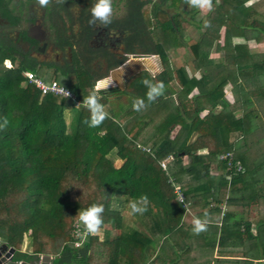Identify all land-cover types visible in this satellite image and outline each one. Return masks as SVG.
<instances>
[{"label": "trees", "instance_id": "1", "mask_svg": "<svg viewBox=\"0 0 264 264\" xmlns=\"http://www.w3.org/2000/svg\"><path fill=\"white\" fill-rule=\"evenodd\" d=\"M260 1L212 0L203 13L186 0H112L124 11L102 25L89 23L97 0H0L1 15L14 26L28 20L30 5L40 4L49 43L63 59L39 61L0 39V125L8 122L0 127V240L16 248V259L48 254L51 264H150L146 247L154 234L188 232L172 176L190 206L198 196L220 214L225 197L242 205L258 200L256 232L226 212L212 246L217 239L221 248L242 247L247 259L231 262L264 264V49L251 50L264 44ZM191 29L199 31L196 40ZM100 30L117 36L112 45L91 43ZM182 47L190 52L187 64H173L171 50ZM214 50L223 52L219 60ZM130 54H157L163 70L153 76L143 69L122 88L96 89ZM26 70L57 80L81 102L95 92L105 119L90 128L83 103L75 107L70 98L42 94ZM144 79L165 85L152 103ZM137 98L147 107L135 110ZM229 151L244 167L231 181L219 159ZM169 155L174 159L164 170L160 161ZM142 196L147 210L132 214L129 202ZM94 203L103 205V224L76 246L74 224L84 230L76 214ZM26 238L30 249L22 251Z\"/></svg>", "mask_w": 264, "mask_h": 264}, {"label": "crops", "instance_id": "2", "mask_svg": "<svg viewBox=\"0 0 264 264\" xmlns=\"http://www.w3.org/2000/svg\"><path fill=\"white\" fill-rule=\"evenodd\" d=\"M201 9V8H200ZM203 13L206 12L207 8L201 9ZM224 33V31H222ZM0 39H6V37H1ZM254 46V45H253ZM258 50L260 46H255ZM252 49V47H251ZM259 51V50H258ZM9 61V60H7ZM128 60L124 62L121 66L111 70L112 72L99 79L96 83V89H104L109 87H114L106 85L112 83V81H119L116 77L118 73L115 70H124L126 66H131L132 63ZM114 71V72H113ZM115 86H118L115 85ZM230 86L229 90L226 89L227 96L231 99H235L236 95L232 91V85L229 84L226 88ZM119 159V158H118ZM120 160V159H119ZM121 162V160H120ZM117 163V162H116ZM215 204L211 203L208 206L205 202L195 196L192 199V204L188 206L186 210L183 221L186 223V229L188 232L184 234L183 232L177 233L175 235H160L158 233L154 234L152 237V242L146 247V253L149 257L150 264H219L220 260L226 259L230 260L229 264H237L231 261H236L237 259H247L242 253V247H226L221 248L218 245V240L216 239V245L213 248L214 236L212 232L217 230L222 223V218L226 212H233L235 215L231 217V221L244 220L252 223V231L256 232V220L259 218L261 205L258 200H252L249 203L242 205L240 203H229L228 198L225 197L220 204L221 213L219 214L216 209H212ZM127 213V212H126ZM199 218L205 223V230L196 234L193 231V220ZM224 250H227L224 252ZM22 251H25L23 249ZM39 260V259H38ZM219 260V261H217ZM259 261V259H258ZM264 262V259H260ZM33 262V261H32ZM35 262V261H34ZM222 264V263H221ZM255 264L256 261H255Z\"/></svg>", "mask_w": 264, "mask_h": 264}, {"label": "clouds", "instance_id": "3", "mask_svg": "<svg viewBox=\"0 0 264 264\" xmlns=\"http://www.w3.org/2000/svg\"><path fill=\"white\" fill-rule=\"evenodd\" d=\"M58 2H63V0H58ZM42 5L49 3V0H40ZM112 0H97V2L91 8V16L89 23L95 24L99 21L102 25H108L111 23V13H112ZM186 3L193 7H198L201 9L207 8L211 9L212 0H186ZM144 86L148 89L146 96L149 103L154 102L159 96L163 95L165 92V85L161 82H153L149 79H144L142 81ZM69 95V93H68ZM84 106L90 112V118L86 119L84 122L90 128L98 127L106 117L103 105L99 102V98L96 93L93 92L88 96L84 97L82 100ZM147 105L140 98L133 101V108L139 111L141 108H146ZM7 120L4 121V127L7 125ZM148 199L147 196H142L139 200H132L128 204V208L131 210L132 214H143L147 210ZM103 205L92 204L86 209H80L77 212L80 223L83 225L84 230L89 234H95L100 230L103 224ZM193 231L199 234L201 231L205 230V223L199 218L193 220Z\"/></svg>", "mask_w": 264, "mask_h": 264}, {"label": "flooded vegetation", "instance_id": "4", "mask_svg": "<svg viewBox=\"0 0 264 264\" xmlns=\"http://www.w3.org/2000/svg\"><path fill=\"white\" fill-rule=\"evenodd\" d=\"M44 17L45 13L42 6H31L28 11V20H23L21 25L14 26L10 20L1 15L0 11V36L12 40L23 53L39 61H58L62 63L61 53L49 43ZM91 43L96 47H106L113 44L111 35L105 30H100ZM51 58L54 60H51Z\"/></svg>", "mask_w": 264, "mask_h": 264}, {"label": "rangeland", "instance_id": "5", "mask_svg": "<svg viewBox=\"0 0 264 264\" xmlns=\"http://www.w3.org/2000/svg\"><path fill=\"white\" fill-rule=\"evenodd\" d=\"M261 3L264 2V0L260 1ZM264 4V3H263ZM33 6V7H38V6H41L40 4H32L30 5V7ZM112 13H111V16H115V17H120L124 11L123 9V5L122 4H119L117 3L116 5H112ZM29 7V8H30ZM29 8H28V11H29ZM198 30L196 29H191L188 31L189 33V37H191L192 40H196L198 37H200L198 35ZM117 35V34H115ZM117 36H114L113 38H116ZM112 38V39H113ZM264 49V44L260 46V48H258V50H263ZM252 52L256 53L258 50L257 48L255 47V45L253 46L252 45ZM190 52L187 48H177V49H174V50H171L170 52V56H171V62L173 64H176V65H179L181 63H185L187 64L186 60H187V57L189 56ZM150 56L148 57H145V58H140V57H133V54H130L128 56V59L126 60V62L128 60H130L132 63L131 66H126V69L124 70H115L116 72L114 73H118L119 71V74L116 75V77L114 78H119V81H112V83L106 85V87L108 86H115L118 84L119 87H123L124 86V82H125V79H127L129 76L133 75L134 73L140 71V70H148L153 76L157 75L161 70H163V64L161 62V59L160 57L157 55V54H149ZM223 55V52H217L216 50H214L212 52V56L213 57H216L217 60L220 59V57ZM51 60H54L53 58H51ZM7 63V64H6ZM10 62L9 61H5L4 64L7 66ZM189 67V66H188ZM189 70L191 72V68L189 67ZM112 71H110L111 73ZM230 86H228L226 89L229 90ZM122 101L126 102L127 101V98L124 96L122 98ZM262 113V112H261ZM68 120H70V116H68ZM260 135V134H259ZM261 142L259 143V146H260V150L264 149V138L263 136H261ZM251 154H253L255 157H257V153L258 151L255 150V149H252L251 151ZM113 159L115 160V162H117V164L119 165L120 164V160L118 159L117 156L115 155H112ZM1 241V240H0ZM28 245V242H27V238L25 239L24 241V244H23V248L22 249H25V251H28L30 248L27 246Z\"/></svg>", "mask_w": 264, "mask_h": 264}, {"label": "built area", "instance_id": "6", "mask_svg": "<svg viewBox=\"0 0 264 264\" xmlns=\"http://www.w3.org/2000/svg\"><path fill=\"white\" fill-rule=\"evenodd\" d=\"M10 62V61H9ZM7 64V63H6ZM11 62L7 65V67H11ZM26 79L35 85L38 89H40L42 94H55L62 97L70 98L74 101V106L78 107L82 102L77 98L76 94L65 85L61 84L57 80H46L45 78L37 75L32 70H26L24 72ZM69 93V95H68ZM174 159L173 155H169L165 159L160 161V165L164 170L168 169V162ZM219 159L225 160L227 162V171L226 176L231 181L234 174L237 172L243 171L244 167L238 161L234 160V153L232 151L222 153L219 155ZM169 182L172 184L174 191L177 196V200L181 202L186 210H188L189 202L186 199V196L181 189L180 185L177 184L172 176L169 177ZM74 233L76 236L75 245L79 246L85 240V238L89 235L85 230H82L79 222L74 224Z\"/></svg>", "mask_w": 264, "mask_h": 264}, {"label": "water", "instance_id": "7", "mask_svg": "<svg viewBox=\"0 0 264 264\" xmlns=\"http://www.w3.org/2000/svg\"><path fill=\"white\" fill-rule=\"evenodd\" d=\"M149 54H133V57L145 58ZM52 256L44 254L37 261L18 260L16 259V248L0 241V264H51Z\"/></svg>", "mask_w": 264, "mask_h": 264}]
</instances>
